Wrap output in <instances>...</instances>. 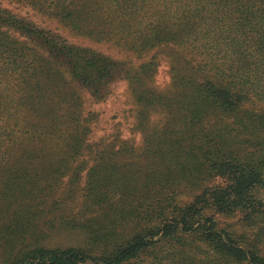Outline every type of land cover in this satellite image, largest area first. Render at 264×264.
Listing matches in <instances>:
<instances>
[{
	"label": "trees",
	"instance_id": "16d2710c",
	"mask_svg": "<svg viewBox=\"0 0 264 264\" xmlns=\"http://www.w3.org/2000/svg\"><path fill=\"white\" fill-rule=\"evenodd\" d=\"M0 264H264V0H0Z\"/></svg>",
	"mask_w": 264,
	"mask_h": 264
},
{
	"label": "rangeland",
	"instance_id": "374dc122",
	"mask_svg": "<svg viewBox=\"0 0 264 264\" xmlns=\"http://www.w3.org/2000/svg\"><path fill=\"white\" fill-rule=\"evenodd\" d=\"M4 6H6V3L4 4ZM15 7L16 6L11 5L8 8H10L12 12H15L16 14L18 13L20 16H24V17L28 18L29 20L33 21L34 23L38 24L39 26H42L43 28H52L53 24L51 22H49V21H44L43 22V19L40 16L33 15V14H29V13H27L25 11V9H23V8L20 9V8H17V7H16L17 8L16 9ZM77 40L78 41H81L79 38ZM125 107H128V106H125ZM99 124H100V127H103V128L105 127L103 125V123L100 122V121H99ZM124 133H125L126 136H129V137L133 135L128 130L127 131H124ZM136 142H137V144H139V142H138V136L136 137ZM80 184H82V181H81ZM222 221H223V223L225 225L230 224V225H232V227L235 226V228H237V229H246L245 227H241L240 226V224L237 222V218H229V219L223 218ZM190 254H192V252H188V255H190Z\"/></svg>",
	"mask_w": 264,
	"mask_h": 264
}]
</instances>
